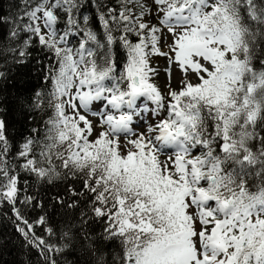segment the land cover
Returning a JSON list of instances; mask_svg holds the SVG:
<instances>
[{
	"label": "snow or ice",
	"instance_id": "obj_1",
	"mask_svg": "<svg viewBox=\"0 0 264 264\" xmlns=\"http://www.w3.org/2000/svg\"><path fill=\"white\" fill-rule=\"evenodd\" d=\"M13 7L0 93L41 73L15 101L26 130L0 104V209L25 264H264V0Z\"/></svg>",
	"mask_w": 264,
	"mask_h": 264
},
{
	"label": "trees",
	"instance_id": "obj_2",
	"mask_svg": "<svg viewBox=\"0 0 264 264\" xmlns=\"http://www.w3.org/2000/svg\"><path fill=\"white\" fill-rule=\"evenodd\" d=\"M16 0H0V11L5 14L14 13V4ZM115 0H113V3ZM95 10L89 8L86 14H91ZM41 73L38 71V65L35 63L30 66L22 68L19 72L13 73L8 83L3 85L2 93H0V104H2L7 111L3 116L10 124L12 135H18L21 131L26 130L28 124L32 123L26 120L23 109L16 104L18 96L31 95L34 90L40 88ZM57 191H59L57 189ZM7 209H0V264H25L28 260L27 250L21 247V237L15 231L9 216L4 213ZM30 219L33 216L29 217ZM39 231V230H37ZM33 264H36V257H32Z\"/></svg>",
	"mask_w": 264,
	"mask_h": 264
},
{
	"label": "rangeland",
	"instance_id": "obj_3",
	"mask_svg": "<svg viewBox=\"0 0 264 264\" xmlns=\"http://www.w3.org/2000/svg\"><path fill=\"white\" fill-rule=\"evenodd\" d=\"M159 67H160L161 69H163V67H164V64H163V62H162V61L160 62V65H159ZM158 80H159V81H161V84H162V81H163V72H161V77H158Z\"/></svg>",
	"mask_w": 264,
	"mask_h": 264
}]
</instances>
